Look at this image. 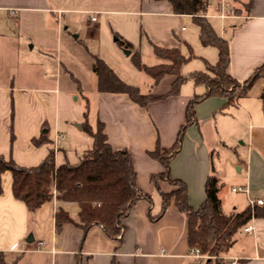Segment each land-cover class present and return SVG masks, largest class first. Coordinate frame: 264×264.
<instances>
[{"label":"crops","instance_id":"0c3cea01","mask_svg":"<svg viewBox=\"0 0 264 264\" xmlns=\"http://www.w3.org/2000/svg\"><path fill=\"white\" fill-rule=\"evenodd\" d=\"M209 3L207 19L229 44L228 73L244 83L264 66V0ZM226 9L230 14H224ZM77 30L84 32L87 40L75 35ZM117 38L131 47L120 46ZM91 42L97 48L90 50ZM79 44L90 59L91 55L100 57L123 81L155 95L168 93L175 77L165 76L153 85V79L131 63L126 50L139 52L144 64L155 66L164 61L155 55L154 45L178 47L185 57L192 56L182 68L186 77L206 71L207 64L216 65L219 60L217 48L201 43L200 28L192 16L173 13L167 1L0 0V156L31 168L53 150L57 166L77 164L93 145L83 129L88 104L89 124L95 128L102 122L111 147L128 151L137 185L151 199H141L133 206L120 240L108 236L99 225L84 230L78 224L80 206L56 197L31 216L26 205L14 198L12 174L6 172L0 196V252L9 264H206L191 255L187 218L174 203L157 218L163 207L162 194L176 187L161 177L164 166L149 155L158 146L163 152L173 147L186 124L187 105L195 96L204 95L206 86L189 79L178 96L142 107L126 95L97 91L92 59L85 64L92 72L86 84L72 63ZM35 51L40 59L55 63L50 74L42 71L40 62L30 61L31 57L28 62L20 59ZM143 83L148 84L145 90ZM255 85L264 88V79ZM238 101L229 105L226 99L216 97L199 104L196 122L187 127L181 150L171 164V177L187 185L194 210L206 200L209 177H216L219 185L222 170H216L214 157L228 147L213 129L207 131L205 124L219 112L238 106ZM241 110L229 135L240 137L237 124L242 118L248 121V133L240 148L232 149L230 161L237 169L238 189L246 191H233L237 188L232 187V193L241 195L224 199L219 189L221 211L226 216L264 198V120L256 111ZM43 132L51 143L35 145L33 140ZM59 208L76 224H64L57 230ZM249 224L253 232L241 230L224 257L226 264H264V217H253Z\"/></svg>","mask_w":264,"mask_h":264},{"label":"trees","instance_id":"16d2710c","mask_svg":"<svg viewBox=\"0 0 264 264\" xmlns=\"http://www.w3.org/2000/svg\"><path fill=\"white\" fill-rule=\"evenodd\" d=\"M155 1L169 2L173 13L177 15L192 16L193 22L200 28L201 43L219 50L217 64H207L206 71L196 72L186 77L182 74V68L192 56L185 57L178 47L164 48L154 45L155 55L164 61L155 66L144 64L139 52L132 53L130 55L132 64L152 78L153 85H158L165 76L175 77L168 93L155 95L143 93L139 86L126 83L103 59L91 55V68L97 78V91L126 95L136 104L145 107L149 103L169 96H178L181 87L189 79L196 85L206 86V93L195 96L187 105L186 124L181 128L173 147L163 152L158 146L149 155L164 166L165 172L161 177L176 187L171 193L162 194L163 207L157 218L164 215L169 206L174 203L187 218L190 250L198 248L203 255L207 256L206 264H226L224 257L229 254L241 230L251 222L253 217H264V205L254 208L249 205L244 211L233 216L224 215L218 197V180L210 176L206 184V200L198 210H194L189 203L187 185L171 177L170 167L181 150L187 127L196 122V107L216 97L226 99L229 105L235 104L257 81L264 79V66L256 69L244 83H239L228 73L229 44L216 33L207 19L209 0ZM117 43L125 48L131 47L121 38H117ZM84 117L83 129L92 137L93 145L77 164L67 162L57 166L53 150L40 165L31 168L20 166L13 159L0 156V196L3 194L2 175L10 172L13 178V196L26 205L31 216L56 197L61 202H74L80 206L78 224L84 230L93 225H99L108 236L115 239L120 237L122 240L126 231L124 220L129 216L133 206L141 199H151L137 185V173L128 151H115L111 147L102 122L98 121L95 128L89 124L88 104ZM33 142L40 146L51 143V140L48 134L43 132L41 137L34 139ZM153 180L158 185L157 178L154 177ZM68 223L76 224L68 213L59 208L56 215L57 230ZM0 264H9L2 252H0Z\"/></svg>","mask_w":264,"mask_h":264},{"label":"rangeland","instance_id":"374dc122","mask_svg":"<svg viewBox=\"0 0 264 264\" xmlns=\"http://www.w3.org/2000/svg\"><path fill=\"white\" fill-rule=\"evenodd\" d=\"M77 34H80L83 39L87 40L86 39L87 36L84 32L81 33L80 31L77 30V33L75 35ZM95 44L91 42V44L89 45L90 50L97 48V44L96 45ZM84 49L85 48L79 44L78 46L79 51L77 52L76 56L73 55L72 63H74V66L76 67V71L81 76L82 80H84L86 84H89L90 82L89 76L92 74V72L90 69L86 67L87 65L85 64L87 62L90 64L91 59L87 56ZM30 57H31L30 61L32 62L36 61L37 63L40 62L42 71L50 74L51 72L50 70L55 65L53 60L40 59V55L36 51L33 53H28L26 55L22 54L20 56V59L26 60L28 62ZM129 60L131 61V57L129 58ZM145 60H148V58H146ZM147 85H148L147 83H143L144 90L147 87ZM237 103H238V106L237 105L230 106L229 108H227L225 112H221V113L219 112L217 115H215V117L211 120L210 123L205 124V128L207 131L210 128L213 129L217 137L219 139L221 138L222 140H224V142L228 146L226 148H222L221 150H219L220 151L219 156L216 155L214 157V163H215L216 170L218 171L222 170L221 176L219 173V179H220L219 189H221V196L224 199L228 197L231 198L232 196L234 197V195H241L240 192H236V193L231 192L232 187H236L238 189V182L235 176L238 174L236 173L237 171L236 167L230 161V156L233 154L232 149L238 148L240 144L245 140L247 133H248V121L242 118L240 123L237 124V127L239 129L238 136L240 137H237V135L230 136L229 130L232 125L231 123H233V121L235 120L237 121L238 118L241 117L240 116L241 111H242L241 108L242 109L244 108L247 112L256 111L259 114L260 119L264 120V88H260L258 85L253 86L243 97L239 99ZM87 136L90 139L92 138L88 133H87ZM228 154H229V157L227 156Z\"/></svg>","mask_w":264,"mask_h":264},{"label":"built area","instance_id":"2783aa9c","mask_svg":"<svg viewBox=\"0 0 264 264\" xmlns=\"http://www.w3.org/2000/svg\"><path fill=\"white\" fill-rule=\"evenodd\" d=\"M224 14H226V15H227V14H230V10H229V9H226ZM222 17H225V15H222ZM92 21H96V17H92ZM233 191H242V192H245L246 189H245V188H239V189H234ZM250 205L252 206V208H254L255 206H262V205H264V198L252 200ZM253 230H254V227H253L252 224H248V225L243 229V231H244L245 233H247V234L252 233ZM163 252H164V251H163ZM191 255H192L195 259H197L199 262H202V261L206 258V256L203 255V254L201 253V251H200L198 248H196V249H192V250H191ZM230 264H237V262H236V261H233V262H231Z\"/></svg>","mask_w":264,"mask_h":264},{"label":"water","instance_id":"95a60500","mask_svg":"<svg viewBox=\"0 0 264 264\" xmlns=\"http://www.w3.org/2000/svg\"><path fill=\"white\" fill-rule=\"evenodd\" d=\"M125 54L127 55V56H130L131 55V51L130 50H126L125 51ZM81 126V125H80Z\"/></svg>","mask_w":264,"mask_h":264}]
</instances>
